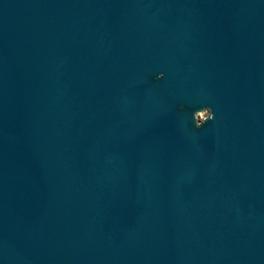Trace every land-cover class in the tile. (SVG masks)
<instances>
[{
  "label": "water",
  "instance_id": "obj_1",
  "mask_svg": "<svg viewBox=\"0 0 264 264\" xmlns=\"http://www.w3.org/2000/svg\"><path fill=\"white\" fill-rule=\"evenodd\" d=\"M0 264H264V0H0Z\"/></svg>",
  "mask_w": 264,
  "mask_h": 264
},
{
  "label": "clouds",
  "instance_id": "obj_2",
  "mask_svg": "<svg viewBox=\"0 0 264 264\" xmlns=\"http://www.w3.org/2000/svg\"><path fill=\"white\" fill-rule=\"evenodd\" d=\"M158 76H163V73H159ZM199 113V115L197 114ZM194 123L197 128L202 126L205 122L214 119V113L211 107L205 106L193 112Z\"/></svg>",
  "mask_w": 264,
  "mask_h": 264
}]
</instances>
